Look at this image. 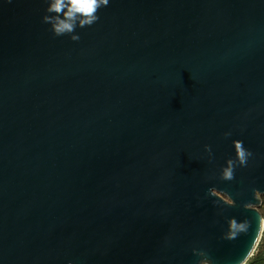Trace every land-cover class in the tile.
<instances>
[{
  "label": "water",
  "instance_id": "obj_1",
  "mask_svg": "<svg viewBox=\"0 0 264 264\" xmlns=\"http://www.w3.org/2000/svg\"><path fill=\"white\" fill-rule=\"evenodd\" d=\"M262 194L264 0H0V264H247Z\"/></svg>",
  "mask_w": 264,
  "mask_h": 264
},
{
  "label": "rangeland",
  "instance_id": "obj_2",
  "mask_svg": "<svg viewBox=\"0 0 264 264\" xmlns=\"http://www.w3.org/2000/svg\"><path fill=\"white\" fill-rule=\"evenodd\" d=\"M259 210L262 213V216L264 218V194L260 195V203L258 205ZM264 231L260 240V243L258 245V247L256 248L253 256L249 259V261H251L252 259H254L258 254L262 253V256L264 257ZM203 264H207V263H203Z\"/></svg>",
  "mask_w": 264,
  "mask_h": 264
},
{
  "label": "trees",
  "instance_id": "obj_3",
  "mask_svg": "<svg viewBox=\"0 0 264 264\" xmlns=\"http://www.w3.org/2000/svg\"><path fill=\"white\" fill-rule=\"evenodd\" d=\"M247 264H264V257L262 256V253L258 254L254 259L249 261Z\"/></svg>",
  "mask_w": 264,
  "mask_h": 264
}]
</instances>
